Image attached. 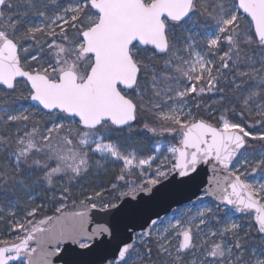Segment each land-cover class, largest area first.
I'll list each match as a JSON object with an SVG mask.
<instances>
[{"label": "snow or ice", "instance_id": "1", "mask_svg": "<svg viewBox=\"0 0 264 264\" xmlns=\"http://www.w3.org/2000/svg\"><path fill=\"white\" fill-rule=\"evenodd\" d=\"M18 77L26 78L27 96L12 95ZM0 84L6 86L0 100V200L12 218L9 230L26 233L0 247V264L34 253L29 241L53 220H35L40 206L28 210L24 222L17 220L19 197H11H30V189L62 177L75 179L88 171L92 153L131 167L135 153L124 155L107 137L117 130L112 126L131 130L130 122L143 112L168 125L161 132L180 137L169 149L179 176L195 173L201 163L227 173L205 195L215 194L232 208L220 218L219 206L198 208L195 215L188 209L163 228L152 219L136 244L118 248L119 264H144L153 249L160 264H264V150H249L250 141L264 143V130H251L264 129V0H0ZM205 92L220 95L211 105L197 103L209 110L194 115L188 98ZM19 100L37 105L24 108ZM37 116L47 119L42 123ZM153 159L138 164L150 166ZM155 175L166 173L158 168ZM230 213L250 218L247 230ZM63 232L72 238L76 229L65 223Z\"/></svg>", "mask_w": 264, "mask_h": 264}, {"label": "water", "instance_id": "2", "mask_svg": "<svg viewBox=\"0 0 264 264\" xmlns=\"http://www.w3.org/2000/svg\"><path fill=\"white\" fill-rule=\"evenodd\" d=\"M22 79L26 78L18 77L17 81ZM0 86L6 88L2 84ZM31 102L37 105V102ZM135 122H130V125ZM225 175L227 173L223 171H214L211 163H201L197 166V171L189 176L181 177L178 170H174L159 183L124 195L114 204L115 207L96 205L95 208L88 206L63 210L52 217L51 224L44 226V233L35 234L36 238L29 241L30 249L34 248L36 251L22 254L10 264L21 258H26L28 264L29 260L32 264H44L45 259L48 264H107V261L112 260L119 262L118 248L125 242L135 244L137 234L148 230L152 219L159 221L171 214L175 207L206 198H212L223 205L215 194L205 193L214 192L217 180L223 183ZM229 207L232 208L230 205ZM56 217H61V220L58 222ZM65 223L72 224L76 229L72 238L66 232L62 233V225ZM82 242H87L88 246L82 248ZM12 244L14 243H8L7 246ZM3 246L5 245L0 247ZM11 255L15 256V252Z\"/></svg>", "mask_w": 264, "mask_h": 264}, {"label": "rangeland", "instance_id": "3", "mask_svg": "<svg viewBox=\"0 0 264 264\" xmlns=\"http://www.w3.org/2000/svg\"><path fill=\"white\" fill-rule=\"evenodd\" d=\"M35 68L36 66L34 67V69ZM203 94H210L212 96V100L206 105H211L212 101L218 98V96L220 95V93L218 92H205ZM18 106L28 108L29 106L36 105H34L33 103H21ZM188 109H191L193 114L196 115L192 98H188ZM188 109H186V111ZM204 109L206 111L209 110L206 108ZM72 119L78 120L77 117H73ZM136 123L137 121L135 123H132L131 126L138 125L139 131L127 129L129 126H125L123 128L112 126L117 130L110 131L107 137L110 142L118 145L120 151L124 155H128L129 153L133 152L135 153L137 160L133 162V165L131 167L126 166L123 160H116L113 157H108L105 160L102 158V155L100 153H92L89 156L90 166L88 171L91 172L93 184L84 185L82 182H78L72 193V190H69L68 188L66 177H62L60 179H55L52 186L39 185L33 189H30V197L28 194L22 193L19 202L16 204L15 209H13L16 212V219L24 222V217L27 215V211L36 206H40L38 214L35 217V220L38 221L41 219H45L46 217H53L57 215L58 213L55 214V211L57 208H60L61 205H63L61 211L68 209L86 208L88 206H91L93 203L98 206L114 205L119 202L120 196L122 198L124 195L130 192H136L146 186L153 185L151 181L154 179H159V181H161L164 178L170 176L174 172V170H172V166L175 163L176 158L169 151V149L173 146H178L180 137L171 132L160 131V128L162 126L167 127L168 125L157 126L148 124L149 128H157V132L148 133L149 128H145L144 125H139ZM247 123L250 125L253 124V122L250 120H247ZM143 127L145 129H142ZM157 146H159L158 150ZM251 149L254 148H249V150ZM256 150H264V148L261 147ZM149 156H152L154 158L150 163V166L146 164L141 167L138 164V160L147 159ZM97 162H99V164H97ZM158 168L166 173L165 177L158 178L155 175ZM241 171H243V169H241ZM121 175L123 176V179H118V177ZM252 176L256 179H259L256 174H252ZM114 188H117V196H119L117 199H114L111 202H99L96 200V198L106 192L107 194L105 195L108 196L110 194L109 190ZM64 189H67L66 193L64 192ZM96 193H100V195L96 196ZM205 206L212 207L213 209H216L217 206H219L220 210L217 212V218L223 217L225 211L227 209H231L229 206H227L226 209L224 205L218 204L212 198H206L199 202H189L185 203L182 206L175 207L171 214L158 221L156 227L163 228L169 221H172L174 223L175 218H182L181 214L186 212L188 209H191V215H195L198 208H203ZM50 209H52L53 212L47 215L42 214V212ZM0 210L3 211V219H0V246L5 245V242H7V244L18 242V237H22L26 235V233L9 230V224L12 222V218L11 216H9V209L3 200H0ZM230 215L232 214L230 213ZM237 217H241V214L235 213L234 215H232L233 219ZM28 219H32V217H28ZM241 221L244 224L245 230H247L250 218L241 217ZM216 226L217 225L215 223L209 225V227L211 228H215ZM205 231H207V229H205ZM139 235L140 234H137L135 244L138 242ZM253 238H257L255 232H253ZM200 242L201 237H197L196 243L199 244ZM86 243L87 242H82V244ZM141 251L143 252V249H141ZM12 264L28 263L26 261V258H21L14 261ZM144 264H160V260L158 259L157 255L155 261L149 260L148 257H145Z\"/></svg>", "mask_w": 264, "mask_h": 264}, {"label": "trees", "instance_id": "4", "mask_svg": "<svg viewBox=\"0 0 264 264\" xmlns=\"http://www.w3.org/2000/svg\"><path fill=\"white\" fill-rule=\"evenodd\" d=\"M13 3H15V0H13ZM20 10H22V9H16V8H14L13 10H11V12H16V11H20ZM11 12L9 14H11ZM35 66H36L35 64H32L31 65V69H34ZM25 68L29 69L28 67H25ZM225 75H227V73H225ZM24 81L25 80H23V79L18 81L19 83L17 84L16 92L15 93H12V95L18 97L20 95V93L23 92V94L25 96H27V94H28L27 93V88H25L23 86L24 85ZM220 86H223V84H221ZM5 89L6 88L0 86V100H3L5 98V95H4ZM7 91L9 93H11V90H7ZM211 100H212V96L210 94H203L202 97L199 100L193 99L194 110L196 112V115H205L206 114V110L204 109V107H201V108L197 109L195 105L197 103H201L203 105H206ZM21 103L22 104L23 103L24 104H30L32 102H31V100H19L18 101V105L21 104ZM40 109H41V112L42 113H46V111H44L42 108H40ZM36 119L41 120V122L43 123L47 119V117L46 116H43V117L42 116H37ZM249 120L254 123V121L252 119H249ZM145 123L150 124V125H157V126L162 125L160 121L153 120L151 113H148V112L141 113L140 118L137 120V123L136 124L144 125ZM127 129H129V127ZM131 129L139 131L138 125L131 126ZM142 129H145V128L143 127ZM251 130H253V131H260V130H264V129H260L259 125H257L255 129H251ZM148 133H150V131H148ZM261 147L264 148V143H261L259 141H250V148L259 149ZM66 179H67L68 188H69V190L70 189L72 190L71 191L72 193H73V189L76 187V184L78 182H82L84 185H86V184L87 185L93 184V178H91V172L90 171L81 174L80 176L76 177L75 179H73L71 181H69L68 177H66ZM109 193L110 194L108 196L105 195V194H107V192L104 193V194H101V196H99L98 198H96V200L99 201V202H103V201L111 202L114 199H117L119 197V196H117V188L110 189L109 190ZM21 194L22 193H18L16 195L12 196V198H16L18 196L19 199H20ZM120 199H121V196H120ZM51 212H53L52 209L47 210L45 212H42V214L43 215H47V214H49ZM57 213L58 212L55 211V214H57ZM156 255H157L156 254V251H155V249H153L152 256H151V258L149 260L155 261L156 260Z\"/></svg>", "mask_w": 264, "mask_h": 264}, {"label": "flooded vegetation", "instance_id": "5", "mask_svg": "<svg viewBox=\"0 0 264 264\" xmlns=\"http://www.w3.org/2000/svg\"><path fill=\"white\" fill-rule=\"evenodd\" d=\"M113 261V264H119V262H116L115 260H112Z\"/></svg>", "mask_w": 264, "mask_h": 264}]
</instances>
